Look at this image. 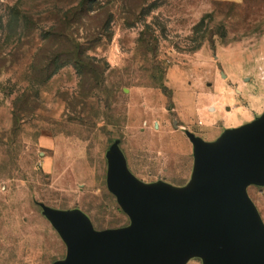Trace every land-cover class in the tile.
<instances>
[{
	"label": "rangeland",
	"instance_id": "374dc122",
	"mask_svg": "<svg viewBox=\"0 0 264 264\" xmlns=\"http://www.w3.org/2000/svg\"><path fill=\"white\" fill-rule=\"evenodd\" d=\"M263 114L264 0H0V264L66 258L39 204L130 225L116 141L138 180L184 188L186 131L214 142ZM248 195L264 216V187Z\"/></svg>",
	"mask_w": 264,
	"mask_h": 264
},
{
	"label": "water",
	"instance_id": "95a60500",
	"mask_svg": "<svg viewBox=\"0 0 264 264\" xmlns=\"http://www.w3.org/2000/svg\"><path fill=\"white\" fill-rule=\"evenodd\" d=\"M194 147L184 188L144 184L129 170L116 141L107 153V186L130 219L125 228L97 231L80 210L39 204L67 247L54 264H264V221L248 195L264 187V114Z\"/></svg>",
	"mask_w": 264,
	"mask_h": 264
},
{
	"label": "built area",
	"instance_id": "2783aa9c",
	"mask_svg": "<svg viewBox=\"0 0 264 264\" xmlns=\"http://www.w3.org/2000/svg\"><path fill=\"white\" fill-rule=\"evenodd\" d=\"M262 219H263V221H264V216H262Z\"/></svg>",
	"mask_w": 264,
	"mask_h": 264
},
{
	"label": "crops",
	"instance_id": "0c3cea01",
	"mask_svg": "<svg viewBox=\"0 0 264 264\" xmlns=\"http://www.w3.org/2000/svg\"><path fill=\"white\" fill-rule=\"evenodd\" d=\"M244 126V125H243ZM231 129H233V128H231ZM228 130V129H227Z\"/></svg>",
	"mask_w": 264,
	"mask_h": 264
}]
</instances>
